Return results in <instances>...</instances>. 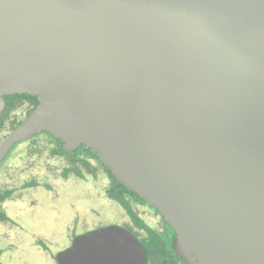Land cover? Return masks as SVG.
<instances>
[{
    "label": "water",
    "instance_id": "water-1",
    "mask_svg": "<svg viewBox=\"0 0 264 264\" xmlns=\"http://www.w3.org/2000/svg\"><path fill=\"white\" fill-rule=\"evenodd\" d=\"M39 106L0 144L92 148L175 229L185 264H264V0H0L2 96ZM62 264H147L111 225Z\"/></svg>",
    "mask_w": 264,
    "mask_h": 264
},
{
    "label": "rangeland",
    "instance_id": "rangeland-1",
    "mask_svg": "<svg viewBox=\"0 0 264 264\" xmlns=\"http://www.w3.org/2000/svg\"><path fill=\"white\" fill-rule=\"evenodd\" d=\"M8 129L0 133V142ZM50 139L40 132L17 143L0 165V192L17 189L3 207L11 221L0 224V264H57L54 256L67 249L75 237L110 225L141 233L107 195L104 182L92 176L62 175L65 159L49 157L46 143ZM47 165L51 172L39 170ZM30 181L39 186L22 188ZM152 210L147 206L140 211L156 228Z\"/></svg>",
    "mask_w": 264,
    "mask_h": 264
},
{
    "label": "trees",
    "instance_id": "trees-1",
    "mask_svg": "<svg viewBox=\"0 0 264 264\" xmlns=\"http://www.w3.org/2000/svg\"><path fill=\"white\" fill-rule=\"evenodd\" d=\"M6 119L7 115L0 122V132L6 128ZM46 134L54 139L53 142H56L55 154L57 156L68 155L70 156V158H72L71 171L77 173L78 175H81V167H83L87 169L90 173L97 176L99 168L96 166V163L103 168L102 173L106 176L109 181V185L107 187V193L109 197L116 201L124 209V211L127 213L135 227L147 231L148 236L144 239L143 243L147 247L151 260H153V263L184 264L178 252L173 247L170 238L169 241H167L157 230L151 228L139 214L137 207L141 205H147L148 202L142 197H140L138 194H136L134 191H132L124 183H122L113 173V171L101 161L98 154L92 148H87L85 145H83L77 151L70 154L63 150V142L60 138H56L49 132ZM68 171H70V169ZM12 194L13 191H9L0 195V204ZM151 207L155 208L152 205ZM155 210L161 213L157 208H155ZM0 219H6V215L1 210ZM167 223L170 224L169 222ZM2 253L3 250L0 249V256L2 255ZM58 257H60V253ZM58 262L59 264H62L60 258Z\"/></svg>",
    "mask_w": 264,
    "mask_h": 264
},
{
    "label": "flooded vegetation",
    "instance_id": "flooded-vegetation-1",
    "mask_svg": "<svg viewBox=\"0 0 264 264\" xmlns=\"http://www.w3.org/2000/svg\"><path fill=\"white\" fill-rule=\"evenodd\" d=\"M2 100L4 101V107L0 113V122L1 120L7 115V119L5 120L6 121V128H9L8 129V133L6 134V136L2 139V141L0 142V144L4 141V139L7 137V135L12 131L14 130L17 126H19L21 123H23L24 121H26L30 115L33 113V111L39 106L40 104V99H39V96L38 95H33V94H30V93H13V94H7V95H4L2 96ZM14 127V128H13ZM4 129V130H5ZM4 130H2L1 132H3ZM0 132V133H1ZM40 133V132H39ZM43 133H48L46 131H43ZM37 134V133H36ZM34 136V135H33ZM49 138H51V136L48 135ZM53 138H51L50 140H48V142L46 143V145L48 146L49 150L51 151V155L49 156L51 159L53 160H57V159H60V160H64L65 164L63 165L64 168H63V173L62 175L64 177H68L69 175L71 174H74L80 178H86V176H92L95 180H98V181H102L106 184L105 186V189H106V193H107V187L109 185V181L108 179L106 178V176L102 173V170L103 168L96 163V166L99 168V172H98V175L95 176L94 174L90 173L87 169L81 167V175H78L77 173L71 171V161H72V158H70V156L68 155H56L55 154V150H56V142H53ZM83 146V145H82ZM81 146V147H82ZM80 147V148H81ZM87 147V146H86ZM62 148H63V143H62ZM88 148V147H87ZM79 149V148H78ZM77 149V150H78ZM12 150V149H11ZM10 150V151H11ZM63 150L67 153H74L75 151H72V152H68L66 151L64 148ZM9 151V152H10ZM8 155V154H7ZM6 155V156H7ZM99 156V155H98ZM6 158V157H5ZM4 158V159H5ZM50 158L48 160H50ZM3 159V161H4ZM101 159V158H100ZM2 161V162H3ZM97 161V160H96ZM102 161V160H101ZM1 162V163H2ZM103 162V161H102ZM104 163V162H103ZM105 164V163H104ZM1 165V164H0ZM106 165V164H105ZM70 169V171H68ZM40 171L42 172H51V167L50 165H47V166H44V167H40L39 169ZM67 172V173H66ZM66 173V174H65ZM46 177L49 176V174H46L45 175ZM44 185L45 187L47 186L48 189L50 188V186L47 184H42ZM37 187L39 186V183L37 182H34V181H30V182H27L23 185L22 188H29V187ZM46 187V188H47ZM9 191H13V194L8 197L5 201H3L1 204H0V210L6 215V219H0V224L1 225H5L4 223L6 222H10L11 219L10 217L8 216V214L4 211V205L5 203L12 199L13 196L15 195V193L17 192V189L16 188H12L10 190H7V191H4V192H0V195L6 193V192H9ZM108 195V193H107ZM109 196V195H108ZM113 200V199H112ZM114 201V200H113ZM116 202V201H115ZM117 203V202H116ZM118 204V203H117ZM119 205V204H118ZM120 206V205H119ZM147 206H151L149 203L147 205H141V206H138L137 207V210L139 212V214L141 215L142 217V212L140 211L141 210V207H146ZM123 209V208H122ZM124 210V209H123ZM152 214H153V218L156 222V228L154 227H151L148 223V225L157 230L167 241H169V238L173 244V247H174V237L176 235V231L175 229L170 225L168 224L167 220L165 217H163V215L159 212H157L155 210V208H153L152 210ZM127 214V213H126ZM129 217V216H128ZM143 218V217H142ZM130 219V218H129ZM144 219V218H143ZM131 220V219H130ZM145 220V219H144ZM132 222V221H131ZM132 225L134 226V228L138 229L139 231H141L140 234H138L137 232H135L134 230L130 229V228H126L124 227L125 229H127L128 231H130L131 233H133L137 239L142 243V245L145 247L146 251H147V254H148V263L147 264H155L153 263V260H151V257H150V254H149V251L147 249V247L144 245L143 241L144 239L148 236V233L147 231L143 230V229H139L137 227H135V225L133 224L132 222ZM111 226V225H110ZM108 227V226H106ZM101 229V228H99ZM97 230V229H96ZM77 237H75L70 246L68 248H70L73 244H74V241L76 240ZM67 248V249H68ZM175 248V247H174ZM66 250V249H65ZM64 251V250H63ZM62 252V251H61ZM59 252V253H61ZM59 253L54 256V258L56 259V262L57 264H59ZM180 256V255H179ZM181 257V256H180ZM183 263L185 264L184 262V259L181 257Z\"/></svg>",
    "mask_w": 264,
    "mask_h": 264
}]
</instances>
